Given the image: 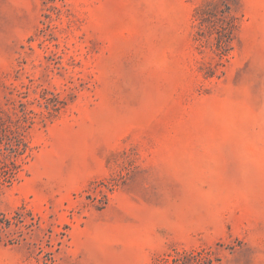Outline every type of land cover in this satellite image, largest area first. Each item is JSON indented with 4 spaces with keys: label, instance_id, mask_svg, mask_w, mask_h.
I'll list each match as a JSON object with an SVG mask.
<instances>
[{
    "label": "rangeland",
    "instance_id": "1",
    "mask_svg": "<svg viewBox=\"0 0 264 264\" xmlns=\"http://www.w3.org/2000/svg\"><path fill=\"white\" fill-rule=\"evenodd\" d=\"M0 264H264V0H0Z\"/></svg>",
    "mask_w": 264,
    "mask_h": 264
}]
</instances>
